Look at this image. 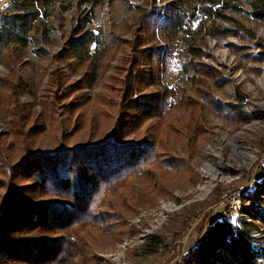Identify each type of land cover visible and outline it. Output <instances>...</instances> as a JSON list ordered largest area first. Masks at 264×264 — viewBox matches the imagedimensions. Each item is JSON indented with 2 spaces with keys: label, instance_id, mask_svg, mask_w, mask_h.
<instances>
[{
  "label": "trees",
  "instance_id": "trees-1",
  "mask_svg": "<svg viewBox=\"0 0 264 264\" xmlns=\"http://www.w3.org/2000/svg\"><path fill=\"white\" fill-rule=\"evenodd\" d=\"M69 2L11 0L15 12L0 17V64L10 54L11 44L25 41L40 13L57 4L67 9ZM160 2L159 8L141 12L132 39L115 33L107 38L100 31L88 30L89 21L81 19L55 54L54 59L67 71L58 67L49 74L40 103L43 119L49 122L55 110L78 109L86 114L87 123L82 127L102 134L86 144L60 142L51 149H25L15 163L6 164L8 175L3 172L6 175L0 176V190L4 189L0 200V264H86L93 234L80 233L95 227L108 234L113 222L124 218L105 199L117 188L134 187L132 182H136L156 189L165 187L163 179L176 177L190 185L198 180V173L180 156L174 143L181 150L198 155L208 129L202 114L204 107L196 95L203 96L214 110L218 106L211 98L206 79L215 83L223 80L217 69L198 59L203 54L201 49L191 46L186 70L191 73L192 92L170 85L178 60L174 42L180 30L195 35L198 31L193 30L192 24L199 17L212 19L213 23L217 17L227 18L224 10L243 7L241 0ZM248 5L251 16L264 18V0H251ZM183 6L190 8L187 11ZM200 30L213 37L228 32L204 23L199 25ZM158 36L164 37L167 45L157 42ZM118 52L117 62L111 65ZM74 75H79V79L72 80ZM99 84L100 91L91 99L86 89ZM2 85L7 86V102L17 104L7 110L11 115L10 133L19 130L16 136L25 138L37 134L38 111L29 103L20 104L17 98L24 92L22 80L18 77L14 83L0 78ZM65 97L70 100L60 102ZM227 106L232 112L239 110L235 103ZM173 109L179 115L170 114ZM243 114V120L250 119L249 113ZM77 116L73 127L78 124ZM30 119L32 125L25 129ZM8 136L0 135L2 139ZM6 146L12 149L11 145ZM0 156L5 157L1 153ZM2 164L0 160V169ZM258 174L256 188L244 199L253 200L264 194V170ZM253 206L244 210L251 213ZM254 226L222 215L185 251L178 264H264V248L257 247L250 237Z\"/></svg>",
  "mask_w": 264,
  "mask_h": 264
},
{
  "label": "rangeland",
  "instance_id": "rangeland-1",
  "mask_svg": "<svg viewBox=\"0 0 264 264\" xmlns=\"http://www.w3.org/2000/svg\"><path fill=\"white\" fill-rule=\"evenodd\" d=\"M10 1L0 0V17L15 12ZM249 1L241 0L243 8L240 10H224L227 18L217 17L213 23L212 19L199 17L192 24L193 30L199 33L192 35L180 30L174 42L178 60L173 66L170 85L192 92L191 73L186 70L192 47L201 49L203 54L198 59L217 69L223 80L215 83L211 78L206 79L217 109L212 110L203 96L196 95L204 107L202 114L208 129L198 155L181 150L179 144L174 143L180 156L186 158L198 173V180L190 185L176 177L163 179L165 187L156 189L136 182H132L134 187L117 188L105 199L124 218L113 222L108 234L95 227L80 233L93 234L86 264H178L185 251L197 243L207 227L222 215L230 220L253 223L255 226L250 231L252 243L264 248V194L253 200L244 199L248 192L254 191H248L246 186L252 183L256 188L258 173L264 170V18L251 16ZM160 6V0H70L67 9L57 4L40 13L25 41L11 44L10 54L0 64V78L15 83L19 77L24 83V92L17 96L18 101L20 104L29 103L38 111L35 122L40 130L26 138L16 136L19 130L16 134L10 133L11 115L7 110L17 104L7 102V86H0V135H9L3 139L0 137L3 140L0 153L5 156H0L3 162L0 176L6 175L3 172L8 175L6 164L15 163L25 149H51L60 142L86 144L101 137L102 133L82 127L87 123L86 114L78 109L72 112H66L67 108L55 110L49 122L47 118L43 119L40 109L49 74L58 67L67 71L54 56L78 21H89L86 24L88 30L100 31L107 38L115 33L123 39H132L139 27L136 19L141 12ZM183 8L188 11L190 6ZM201 23L226 28L228 32L219 37L205 35L204 31H199ZM158 40L167 45L164 37L158 36ZM119 55L118 52L111 65L117 62ZM71 79L78 80L79 75ZM99 89L100 84L86 91L93 99ZM69 100L65 97L60 102ZM233 103L239 106V110L232 112L229 109L227 104ZM245 112L249 113L250 119H242ZM179 113L177 109L170 112ZM76 116L78 124L73 127ZM30 125L31 119L25 123V129ZM24 131L22 128V133ZM7 144L11 145V150L5 148ZM203 185L206 187H198ZM240 185L244 187L240 189ZM3 194L4 189L0 190V200ZM237 195L240 197L239 207L232 204V198ZM252 205L251 213L244 210ZM118 231H121L119 236Z\"/></svg>",
  "mask_w": 264,
  "mask_h": 264
},
{
  "label": "built area",
  "instance_id": "built-area-1",
  "mask_svg": "<svg viewBox=\"0 0 264 264\" xmlns=\"http://www.w3.org/2000/svg\"><path fill=\"white\" fill-rule=\"evenodd\" d=\"M198 187H206L205 185H203V186H198ZM240 189H242L244 186H242V185H240V186H238ZM246 187H248V191H253L254 189H255V185L254 184H252V183H249V185L248 186H246ZM232 204L235 206V207H239V204H240V197H239V195H237V197H233L232 198Z\"/></svg>",
  "mask_w": 264,
  "mask_h": 264
}]
</instances>
